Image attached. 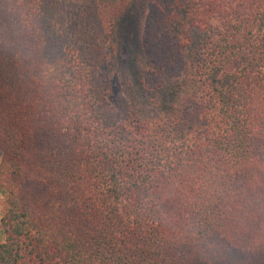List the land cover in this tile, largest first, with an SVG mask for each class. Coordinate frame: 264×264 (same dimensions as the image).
I'll list each match as a JSON object with an SVG mask.
<instances>
[{"label":"trees","instance_id":"1","mask_svg":"<svg viewBox=\"0 0 264 264\" xmlns=\"http://www.w3.org/2000/svg\"><path fill=\"white\" fill-rule=\"evenodd\" d=\"M137 2L0 0V264H264V0Z\"/></svg>","mask_w":264,"mask_h":264},{"label":"rangeland","instance_id":"2","mask_svg":"<svg viewBox=\"0 0 264 264\" xmlns=\"http://www.w3.org/2000/svg\"><path fill=\"white\" fill-rule=\"evenodd\" d=\"M169 0H138L136 11L130 16L135 19L134 29L140 37V30L142 29L144 15L150 6L155 3L163 7L166 11L169 8ZM129 24L131 21L128 22ZM140 42L135 38L124 40L119 39L118 43L114 45L113 49L108 50L107 60L105 62L104 72L109 78V99L113 103L117 100H125L133 106L135 102L140 99L143 100V95L140 90L139 81L136 77L138 69L140 70L143 64ZM4 204V196L0 190V219L2 217ZM3 232L0 223V243L3 242Z\"/></svg>","mask_w":264,"mask_h":264}]
</instances>
